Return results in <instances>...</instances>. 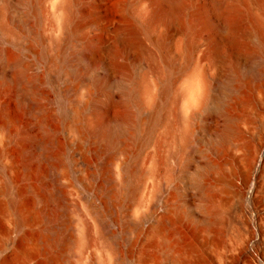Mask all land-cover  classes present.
I'll list each match as a JSON object with an SVG mask.
<instances>
[{"label":"bare ground","instance_id":"1","mask_svg":"<svg viewBox=\"0 0 264 264\" xmlns=\"http://www.w3.org/2000/svg\"><path fill=\"white\" fill-rule=\"evenodd\" d=\"M30 20L44 73L42 79L25 80L22 71L18 77L37 88L48 85L55 117L114 167L108 182L124 170L121 188L135 207L189 168L198 141L205 143L200 153L226 155L231 174L240 178L239 187L225 180L236 203L226 212L216 198L223 168L205 156L193 181L201 216L190 202L173 211L175 220L194 226L201 250L181 246L165 232V219L155 229L165 264H264V190L243 194L260 155L264 177V0H0V42L17 48L15 28L25 30ZM17 61L0 47L4 70ZM45 112L38 108V115ZM50 138L39 145L48 161L54 158ZM130 146L133 163L124 168L120 159ZM160 147L169 154L149 153ZM226 213L229 225L224 238L217 237L213 229ZM139 225L128 226L127 236ZM100 227L99 237L110 245L103 222ZM57 236L52 227L48 239Z\"/></svg>","mask_w":264,"mask_h":264},{"label":"rangeland","instance_id":"2","mask_svg":"<svg viewBox=\"0 0 264 264\" xmlns=\"http://www.w3.org/2000/svg\"><path fill=\"white\" fill-rule=\"evenodd\" d=\"M25 28H15L17 48L0 42L1 49L18 60L15 67L5 70L0 63V264H102L103 260L109 264H165L155 233L157 224L165 219L170 220L165 223V232L175 235L181 246L201 250L202 238L194 226L175 220L173 211L190 202V210L201 216L193 181L206 155L223 168L219 176L224 182L216 174L209 177L210 182L222 185L216 189L218 206L226 207V212L235 207L225 182L232 181L239 187L240 178L231 174L226 155L217 157L207 149L200 153L205 143L196 142L189 168L164 182L160 194L150 195L147 205L135 207L132 196H124L121 188L124 170L108 182L114 167L97 156L92 142L78 140L55 117L56 106L48 85L42 82L37 88L25 82L37 76L42 79L44 73V65L36 62V24L30 20ZM20 71L24 72V81L18 77ZM262 97L258 93V100ZM249 100L255 101V97ZM40 106L45 107L43 117L38 115ZM49 138L53 140L49 152L54 158L48 161L39 145ZM153 150L157 158L169 154L165 147L151 148L149 153ZM134 154L130 146L121 156L124 168H130ZM167 163L176 169L175 159L169 158ZM261 166L262 155L254 163L244 196L250 197L256 187L264 190ZM161 175L164 177V169ZM228 218L227 213L223 215L221 225L213 229L215 236L224 238ZM100 222L105 234L112 237L110 245L98 235ZM137 222L138 231L127 236L128 226ZM52 227L58 234L54 242L48 239ZM249 251L258 258L252 249ZM195 263L206 264L197 259L190 262Z\"/></svg>","mask_w":264,"mask_h":264}]
</instances>
